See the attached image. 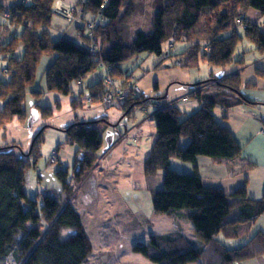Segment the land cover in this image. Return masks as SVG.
<instances>
[{
    "label": "trees",
    "instance_id": "16d2710c",
    "mask_svg": "<svg viewBox=\"0 0 264 264\" xmlns=\"http://www.w3.org/2000/svg\"><path fill=\"white\" fill-rule=\"evenodd\" d=\"M251 1L153 0L151 29L137 30L126 42L124 21L136 11L135 0H77L63 11L57 0H0V14L7 18L0 21V51L6 55L13 54L20 44L24 48L21 58H8L10 76L0 79V127L24 117L27 91L40 92L31 86L43 57L49 58L43 71L50 90L67 91L72 80L81 83L82 77L103 67L106 75L89 85L86 99L104 102L110 93L113 106L125 114L136 105L154 103L156 133L147 156L148 176L155 178L159 169L164 172L161 187L153 190L152 205L176 222L185 220L190 225L189 231L175 227L152 232L147 242H138L134 249L158 264H236L263 253L264 233L260 230L235 246H227L219 235L233 239L246 235L253 220L264 212V198L227 197L226 212L216 213L213 199L223 191L203 186L197 164L198 156L222 162L241 151L234 134L218 122L214 113L217 105L223 107L225 116L241 104L257 103L241 92L240 70L212 78L214 84L210 83L211 88L206 90L197 86L190 97L199 105L185 114L187 111L180 105L185 103L186 94L171 101L163 96H144L132 87L137 78L121 67L134 54L147 51L162 55V61L172 58L176 65L189 69L199 68L204 62L226 66L236 62L241 68L244 55L240 51L236 57L235 51L244 37L253 41V50L264 53V30L260 25L264 3L258 9L261 18L252 20L247 14ZM69 11L79 18L75 33L84 44L66 37L55 39L50 33L53 14L66 15ZM86 12L92 16H84ZM241 19L244 25L239 24ZM177 41L187 45L176 52H164V43L175 45ZM208 45L210 49L206 51ZM162 61L155 66L161 67ZM40 109L45 116L52 113L51 106ZM95 122L77 120L64 129L66 141L77 146L74 171L79 182L91 174L99 159L102 134ZM46 126L35 135L28 151H22L16 141L0 147V264H82L92 251L82 214L72 202L74 194L63 192L70 188L69 183L62 186V192L48 189L41 193L40 202L39 198H29L24 189L27 171L41 156ZM12 147L19 148L21 154ZM172 158L192 163L193 171L170 168ZM66 172L58 169V177L62 180ZM67 229L74 232L67 234Z\"/></svg>",
    "mask_w": 264,
    "mask_h": 264
},
{
    "label": "rangeland",
    "instance_id": "374dc122",
    "mask_svg": "<svg viewBox=\"0 0 264 264\" xmlns=\"http://www.w3.org/2000/svg\"><path fill=\"white\" fill-rule=\"evenodd\" d=\"M135 1L137 2L136 11L124 21L123 37L126 42L131 40L137 30L149 31L151 29V17L155 11L153 0ZM57 3H62L61 7L69 8L70 5L77 3V0H57ZM263 3L264 0L251 1L247 14L252 20L261 18V15H258V9ZM68 13L66 15L53 14L49 27L51 35L55 39L66 37L76 43L84 44L75 33V22L79 18L70 11ZM84 16L90 18L92 15L90 12H86ZM6 20L7 18L0 14V21ZM244 21L241 19L239 24L244 25ZM81 22L83 23L84 20L81 19ZM260 25L264 30V20L261 21ZM84 32H88L87 27L84 28ZM9 36L5 38L6 41L9 40ZM253 44L250 38L244 37L243 41H240L236 47L235 56L237 57L240 51H245L242 52L245 59H255L253 52L259 53V51L253 50ZM186 45L187 43L183 41H177L175 45L166 42L163 44V49L164 52L166 50L176 52ZM209 49V45L205 47L206 51ZM2 51H0V79H8L10 76L7 71L8 58L11 55L21 58L24 48L20 44L13 54L5 53L6 55H4ZM162 58H164L162 55L141 51L123 61L121 67L124 71L133 73V77L137 78L150 71L166 68L163 61L167 59H171V65L179 66L176 65V60H172V58L167 57L163 61ZM48 61V57H43L37 66L36 80L31 88L40 90V92L27 91L24 98V117L22 119L14 118L4 127H0V147L16 141L22 145L24 149L22 151H28L35 135L44 126L50 124V126H46L43 133L41 156L36 165L31 167L25 176L24 189L27 196L39 198L40 202L41 193L47 192L48 189L59 192L66 182L70 184V188L63 192L70 191L71 195L74 194L72 202L82 214L84 228L93 246L92 251L82 264H158L140 251L135 250L134 246L138 242H147L152 232H166L175 227H183L189 231L190 225L185 220L176 222L175 218L173 219L165 212L156 211L152 205L153 190L161 187L164 172L163 169H159L155 178L148 176L147 156L156 133L153 117L151 118V114L156 110L154 103L136 105L131 113L125 114L120 107L113 106V101L88 102L86 97L90 92L89 85L106 75L103 67L82 77L81 83L72 80L67 91L62 89L50 90L47 88L43 71ZM160 61H162L161 67L155 66ZM204 64L222 68L232 65V63L228 66L213 65L205 62ZM201 68L200 70L204 73L205 65ZM212 78L215 80L220 77L212 76L209 78L211 81L206 79L190 82V84H195L196 87L200 86L199 88L206 90V88H211L212 84L210 83L214 84ZM132 87L134 91L141 92L138 80H134ZM185 87L186 85L173 84L170 86L169 93L176 95L181 93ZM246 90L256 94L260 91L258 88L249 91V87ZM190 94H186L185 102L189 100L198 101L190 97ZM2 105L3 101L0 100V107ZM40 106H51L52 113L45 116L41 113ZM180 106L185 108V106ZM237 110L238 113H245L240 108H233L228 120L231 129L233 127L236 132L240 131L239 128L241 127H238V123L241 121H237L235 117ZM255 112L249 113L250 116H253L250 118L255 119ZM187 113L185 112V114ZM214 113L219 117L218 108ZM77 120L97 121L95 124L99 126L102 134V145L98 149L99 159L96 161L91 174L80 182L74 171L77 146L66 141L64 130ZM260 133H264V124ZM11 149L16 151L18 155L21 154L19 148L12 147ZM170 168L186 173L193 171L192 163L184 162L178 158L171 159ZM58 169L67 170L62 180L58 177ZM224 194L223 191L221 195ZM234 197L238 196L234 195ZM225 204L226 201L222 207L224 209L227 208ZM252 229L249 228L246 235L236 239L227 238L223 234L219 235V238L224 240L227 246L240 245L253 234ZM66 232L70 234L74 232V229H67ZM259 256L261 257L258 258ZM236 264H264V252L254 257L242 259Z\"/></svg>",
    "mask_w": 264,
    "mask_h": 264
},
{
    "label": "crops",
    "instance_id": "0c3cea01",
    "mask_svg": "<svg viewBox=\"0 0 264 264\" xmlns=\"http://www.w3.org/2000/svg\"><path fill=\"white\" fill-rule=\"evenodd\" d=\"M251 49L253 48L251 47ZM253 53H255V59H245V64L241 68L234 63L227 68L206 66L204 64V73L200 70L203 65L199 68L189 69L173 66L170 64L171 59H167L163 61L166 68L150 71L136 79L144 96H163L171 101L183 94L191 93L197 88L195 84L191 85L190 82L206 80L212 76L221 77L234 69L240 70L241 92L248 99L257 101L254 105L241 104L239 107L234 108L245 111V113H238L237 110L235 114L236 120L241 121V123H238V127L241 126L240 131L236 132L233 127L231 129L228 123L231 109L227 111L225 116L223 115V107L219 105L214 108V111L218 108L219 117L216 115L218 122L227 126L234 134L241 145V151L235 157L222 162H217L207 156H198L197 158L198 169L203 178V186L218 187L225 193L224 195L215 196L213 199L214 210L218 214L226 212V209L222 208L226 197L237 195L238 197L246 196L248 199L264 198V133H260L264 124V53H258L257 51ZM179 80L181 81L178 82ZM173 84L186 85V87L181 93L170 95V86ZM247 87H249V91L256 88L260 91L257 94L252 91L248 92ZM198 105L199 102H193V100L183 104L185 111L188 113ZM253 111H256L255 119L250 118L253 116L249 115ZM238 117L242 118L238 119ZM203 186L198 187V192L202 191ZM250 228H253V232L260 230L264 233V212L253 220ZM235 245L237 244L232 246Z\"/></svg>",
    "mask_w": 264,
    "mask_h": 264
},
{
    "label": "built area",
    "instance_id": "2783aa9c",
    "mask_svg": "<svg viewBox=\"0 0 264 264\" xmlns=\"http://www.w3.org/2000/svg\"><path fill=\"white\" fill-rule=\"evenodd\" d=\"M104 100H106L105 102H111V94L110 93H107ZM184 100H186V98H184Z\"/></svg>",
    "mask_w": 264,
    "mask_h": 264
},
{
    "label": "water",
    "instance_id": "95a60500",
    "mask_svg": "<svg viewBox=\"0 0 264 264\" xmlns=\"http://www.w3.org/2000/svg\"><path fill=\"white\" fill-rule=\"evenodd\" d=\"M60 9H61V11H63L65 8H64V7H60ZM60 9H59V10H60Z\"/></svg>",
    "mask_w": 264,
    "mask_h": 264
}]
</instances>
